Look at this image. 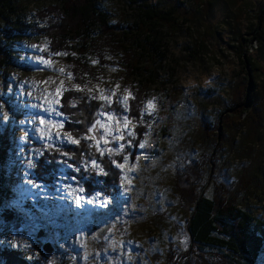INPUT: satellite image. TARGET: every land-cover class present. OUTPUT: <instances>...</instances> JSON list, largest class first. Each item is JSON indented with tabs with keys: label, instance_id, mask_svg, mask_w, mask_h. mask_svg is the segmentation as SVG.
Segmentation results:
<instances>
[{
	"label": "trees",
	"instance_id": "obj_1",
	"mask_svg": "<svg viewBox=\"0 0 264 264\" xmlns=\"http://www.w3.org/2000/svg\"><path fill=\"white\" fill-rule=\"evenodd\" d=\"M53 1L55 4L41 10L37 22H33L25 17L23 0H0V104L7 76L23 64L21 42L31 37L47 38L50 52L59 56L67 54L65 61L76 67L75 83L79 89L64 92L60 100V110L67 118L63 129L76 142L59 147L53 151L54 156L48 157L45 152V162L36 165V176L42 177L41 181L48 186L53 185L56 177L46 178L51 168L46 163L49 162L55 165L51 168L53 173L58 175L66 170L74 176L76 185L82 186L87 196L101 193L111 198L107 212H101V216L91 214L95 220L93 231L106 222L109 215L131 221L142 229L149 224L157 227L151 204L145 198L140 201L141 206L117 203L122 174L115 162L122 163L123 156L129 155L131 163L141 159L150 169L161 155L163 140L170 136L175 124L179 87L166 92L160 102L159 115L146 114L144 107L150 90L161 79L162 65L168 60L163 32L176 34L184 25L188 31L192 30L194 21L212 15L216 0H189L188 4L173 0L168 3L125 0L131 14L117 22H113L111 14L98 0ZM225 1L233 8L236 24L232 27L228 48L238 60L241 77L229 83L224 99L214 91L208 92L209 106L219 110L213 121L207 116L202 119L201 141L183 167L187 187H181L180 180L174 178L167 188L177 196L183 208L187 245L184 250L169 246L164 254L166 264H260L264 255V214L258 209L264 199V68L248 53L254 42L259 44L258 55L264 57V3L253 16L255 28L243 31L237 24L247 0ZM205 44L201 39L195 56L205 50ZM71 53L78 56H71ZM111 56L120 57L115 63L120 65L133 86L126 110L116 97L107 107L95 92L89 90L91 83L97 82L106 68L115 64H110L108 58ZM91 57L98 64L92 65ZM250 72L252 83L249 85ZM167 77V83L175 82L173 68L169 67ZM5 101V105L11 106ZM110 108L118 114H126L134 127L133 133L124 140L127 146L121 158L114 153L101 155L89 139L99 113ZM200 112L198 115L201 116L202 110ZM8 130V122L3 123L0 117V228L3 230L0 231V263L42 264L41 260L31 258V251L14 247L4 235L11 225L21 221L17 208L7 202L6 180L10 172L5 173L6 152L1 149H5L1 143L7 142ZM234 152L236 164L228 159ZM53 158L65 160L73 171ZM92 162L97 163V169L88 166ZM221 172L225 178L236 177V194L215 179V174L220 177ZM249 201L257 204H249ZM31 213L35 219L42 217L34 209ZM64 217L69 221L74 219L72 215ZM47 228V231L41 230L40 237L53 240V235L49 234L52 230ZM39 247L35 248L39 250ZM150 248L148 240L145 241L138 250L135 264H142L143 258L150 254Z\"/></svg>",
	"mask_w": 264,
	"mask_h": 264
},
{
	"label": "rangeland",
	"instance_id": "obj_2",
	"mask_svg": "<svg viewBox=\"0 0 264 264\" xmlns=\"http://www.w3.org/2000/svg\"><path fill=\"white\" fill-rule=\"evenodd\" d=\"M23 1L26 7L25 17L33 22H37L41 10L55 4L53 0ZM169 1L161 0L163 3ZM98 2L111 14L113 22L123 20L131 14L125 0ZM247 2L237 24L243 31L255 28L253 16L264 0ZM232 13L233 8L229 3L216 0L212 15L194 21L192 30L188 31L184 25L176 34L163 32L168 60L161 67L160 81L150 90L144 112L155 117L166 92L175 86L179 87V105L174 115V127L170 136L164 138L161 155L150 169L145 167L141 159L131 163L129 155L123 156L125 160L122 163L115 162L122 174V182L116 195L117 203H127L131 207L134 204L141 206L140 201L145 198L151 204L157 227L149 224L145 229L119 216L109 215L106 222L93 231L95 220L91 214L101 216V212H107L112 204L111 198L101 193L87 196L83 187L76 185L74 176L67 174L66 170L58 175L53 173L51 168L55 165L49 162L46 163L51 168L47 171L46 178L56 177L53 185L48 186L41 181L42 177L36 176V165L45 162V152H48V157L54 156L53 151L59 147L74 143L72 136L63 129L67 118L60 110V100L64 92L79 88L75 83V65L65 61L67 54L53 55L47 38L31 37L21 42L19 49L23 64L7 76L0 104L2 122L9 124L7 142L1 143L5 146V149H1L6 152L5 173L10 172L6 180L7 202L17 208L21 216V221L11 225L4 234L9 243L31 251V258L41 260L42 264H135L138 250L147 240L151 245L150 254L143 258L142 264H166L164 254L169 246L182 250L186 248L183 208L177 196L167 188L174 178L180 180L181 187H187L183 167L201 141L202 119L207 116L213 121L219 110L215 106H209L206 97L208 92L214 91L224 99L229 83L241 77L238 60L228 48L232 27L236 26ZM201 39L206 42L205 50L195 56ZM258 47L259 44L253 42L248 53L264 68V57L258 55ZM70 55L78 56L76 53ZM119 58L111 56L108 59L111 64ZM90 61L92 65L98 64L94 57ZM119 66L115 63L107 67L98 81L91 83L89 90L95 92L107 107L111 106L113 97H116L119 105L126 110L133 86ZM169 67L175 70L174 83L166 82ZM5 100L11 106L5 105ZM201 110L200 116L198 114ZM133 130L126 114H118L110 108L99 113L97 123L90 130L89 139H92V144L101 155L114 153L121 158V153L127 146L124 140ZM233 155L237 158L234 152L230 154L229 161L234 160ZM53 159L73 171L74 168L65 160ZM236 162L234 160L233 164ZM88 166L98 168L94 162ZM216 174L215 179L225 183L231 193L238 192L236 177L225 178L222 172L220 177ZM253 203L255 202L249 201V204ZM259 207V212L264 214V199ZM31 209L42 217L35 219ZM71 215L74 219L70 221L64 217ZM104 226H107L105 231L102 230ZM47 227L52 230L49 234L53 235V240L40 237L41 230L45 228L47 231ZM0 231H3L2 228ZM46 244L51 248L50 253L43 251ZM36 246H40L39 250ZM260 264H264V255Z\"/></svg>",
	"mask_w": 264,
	"mask_h": 264
},
{
	"label": "water",
	"instance_id": "obj_3",
	"mask_svg": "<svg viewBox=\"0 0 264 264\" xmlns=\"http://www.w3.org/2000/svg\"><path fill=\"white\" fill-rule=\"evenodd\" d=\"M252 83V74L251 72L249 73V85ZM43 251L46 252V253H50L51 252V248L48 244H46L44 247H43Z\"/></svg>",
	"mask_w": 264,
	"mask_h": 264
},
{
	"label": "snow or ice",
	"instance_id": "obj_4",
	"mask_svg": "<svg viewBox=\"0 0 264 264\" xmlns=\"http://www.w3.org/2000/svg\"><path fill=\"white\" fill-rule=\"evenodd\" d=\"M74 142H76V141H74ZM144 145H140V147H143ZM89 203H91L92 201H88Z\"/></svg>",
	"mask_w": 264,
	"mask_h": 264
}]
</instances>
